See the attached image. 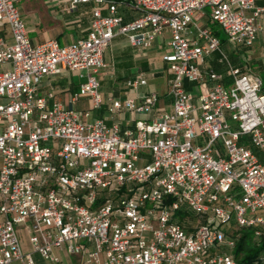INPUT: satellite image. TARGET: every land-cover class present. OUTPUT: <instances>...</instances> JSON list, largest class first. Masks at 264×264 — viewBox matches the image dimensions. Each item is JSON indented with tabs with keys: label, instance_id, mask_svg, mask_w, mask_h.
<instances>
[{
	"label": "built area",
	"instance_id": "built-area-1",
	"mask_svg": "<svg viewBox=\"0 0 264 264\" xmlns=\"http://www.w3.org/2000/svg\"><path fill=\"white\" fill-rule=\"evenodd\" d=\"M20 2L0 0L11 35L9 45L0 40V264H34L22 229L50 264L55 249L81 264H264L234 256L242 231L264 241V83L232 65L210 27L248 50L264 41V0H69V11L94 8L87 36L65 46L32 44ZM124 7L140 16L125 22ZM165 28L171 111L124 131L83 121L73 105L101 107L97 74L112 40L149 48ZM214 54L229 85L205 67ZM64 72L83 80L68 108L38 89ZM157 102L155 93L111 100L108 112L145 114Z\"/></svg>",
	"mask_w": 264,
	"mask_h": 264
},
{
	"label": "crops",
	"instance_id": "crops-1",
	"mask_svg": "<svg viewBox=\"0 0 264 264\" xmlns=\"http://www.w3.org/2000/svg\"><path fill=\"white\" fill-rule=\"evenodd\" d=\"M68 5L69 0H21L19 4L21 20L32 44L55 40L60 46H65L87 36L93 4L79 5L73 11L68 10ZM122 11L125 22L140 16L139 12L129 7H124ZM0 40L4 44H11V35L7 27H0ZM168 41L167 28L151 43L149 48L133 47L123 36L114 38L103 55L105 68L97 74L102 99L101 107L93 110L88 98H82L73 105V108L81 113L82 120L85 122L103 120L107 127L117 125L120 130L124 131L133 129L139 121L150 123L158 114L170 112L172 101L169 96V82L172 75L168 71V65L163 61L164 55L168 52ZM255 47L259 48V53H257L258 50L253 49ZM248 50L250 53L247 57H239L241 63L238 66L251 69L262 78L264 83V41L259 39ZM216 58L217 55L207 60L205 67L224 74V84L229 85L230 78L226 74L225 67L218 64ZM237 61L230 60L232 65ZM80 74L79 72H64L61 75L45 77L39 85V93L53 92L55 100L68 108L70 107V95L78 90L83 81L79 78ZM138 75L145 79L146 85L139 86L135 90L126 87L125 82ZM186 89L192 90L191 84H186ZM149 93H155L158 97L157 105L151 112L145 114L108 112L111 100L132 99L140 102ZM17 234L23 252L31 255L34 264H50L32 251L27 232L22 229ZM53 252L59 260L56 264H81L80 256L70 255L65 249H55ZM12 264L19 263L13 262Z\"/></svg>",
	"mask_w": 264,
	"mask_h": 264
},
{
	"label": "trees",
	"instance_id": "trees-1",
	"mask_svg": "<svg viewBox=\"0 0 264 264\" xmlns=\"http://www.w3.org/2000/svg\"><path fill=\"white\" fill-rule=\"evenodd\" d=\"M214 34L220 39L219 33L214 29V25L211 26ZM221 43L225 42L224 39H220ZM234 256L237 260L243 263H250L255 259L264 256V241L255 243L252 240V233L248 230H244L240 233L239 240L234 250Z\"/></svg>",
	"mask_w": 264,
	"mask_h": 264
},
{
	"label": "rangeland",
	"instance_id": "rangeland-1",
	"mask_svg": "<svg viewBox=\"0 0 264 264\" xmlns=\"http://www.w3.org/2000/svg\"><path fill=\"white\" fill-rule=\"evenodd\" d=\"M205 12H208V9L205 10ZM212 26V24H210V27ZM214 29L219 33V37L220 39H224L225 40V36L223 34V32L221 31V29L214 25ZM222 50L226 53V55L230 58V60L232 61H237V63H235L234 65L238 66L240 65V58L242 57H247V55H249L250 50H242V49H237L234 50V48L228 44L223 43L222 44ZM255 51H257L258 49L255 47L253 48ZM257 53H259V50L257 51ZM217 54H214L213 57H215ZM212 57V58H213ZM240 57V58H239Z\"/></svg>",
	"mask_w": 264,
	"mask_h": 264
}]
</instances>
